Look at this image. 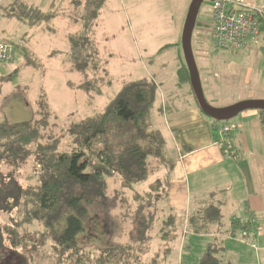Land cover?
<instances>
[{
	"label": "rangeland",
	"instance_id": "374dc122",
	"mask_svg": "<svg viewBox=\"0 0 264 264\" xmlns=\"http://www.w3.org/2000/svg\"><path fill=\"white\" fill-rule=\"evenodd\" d=\"M89 1L1 2L0 41L13 45L16 56L11 63H0V122H17L42 115L48 122L47 133L57 135L60 129L104 111L129 82L150 79L158 88L152 125L162 132L167 143V157L174 161L180 149L175 146L176 131L171 118L177 112L188 111L190 105L199 109L190 80L179 85L180 79L176 75L177 68L186 64L181 36L192 0H94L102 2L89 33L96 66L89 65L85 73H81L70 58L66 34L81 30L84 5ZM36 4L41 10L36 14L40 20L30 27L31 14H25L24 6ZM210 7L211 0L202 1L197 22L200 18H209ZM199 36L209 37L194 26L191 48L207 104L222 110L240 102L233 101L246 95L249 98L245 100L264 101V37H259L258 44L237 51L217 48L202 38L199 42L206 53L201 58L196 47ZM24 44L31 56L19 48ZM91 78L95 79L98 93L78 88L80 83ZM174 82L178 84L173 85ZM228 102L231 104H226ZM200 113L207 121H212L202 111ZM241 113L221 122H237ZM263 138L261 135L255 140L261 154L264 153ZM5 169L0 165L3 175ZM259 169L262 178L258 191L264 201L263 165ZM115 180L109 181L107 188L110 209L90 207L87 211L84 230L77 237L80 246L104 247L127 242L130 231L135 236L138 227L142 226L145 235L141 238L145 241L130 264H199L207 252L216 258L217 264H264V210L258 215L262 224L257 233L252 231L247 236H237V240L225 238L224 234L190 235L177 223L172 231L165 221L169 212L165 205L164 185L148 203L145 198L141 200L142 192L148 191L153 176L132 189H125L121 195L120 180ZM240 210L237 203H230L223 209L224 219L221 216L220 222L225 223L231 213L241 216ZM142 217L147 226L143 225L144 220L141 222ZM252 223L256 228V221ZM38 230L42 228L38 227ZM165 232L167 235H163ZM209 245L212 249L207 251ZM49 253V245L38 250L31 264H52Z\"/></svg>",
	"mask_w": 264,
	"mask_h": 264
},
{
	"label": "trees",
	"instance_id": "16d2710c",
	"mask_svg": "<svg viewBox=\"0 0 264 264\" xmlns=\"http://www.w3.org/2000/svg\"><path fill=\"white\" fill-rule=\"evenodd\" d=\"M101 4L94 0L87 2L81 30L66 37L70 58L81 73H85L87 67L96 66L89 33ZM24 8L25 14H31L29 23L36 24L40 20L36 14L41 11L28 5ZM210 14L212 18V7ZM261 31L264 33V20L259 33ZM176 75L179 85L189 81L186 64L177 68ZM78 88L99 92L94 78L80 83ZM157 96L158 88L152 80L129 82L104 111L60 129L57 135L47 133L48 122L42 115L23 121L0 122V165L6 168L4 175L0 172V264H31L34 253L47 245L52 264L133 262L145 241L141 238L145 235L142 226L135 236L130 231L127 242L104 247L80 246L77 237L84 230L83 220L90 207L110 209L109 181L120 180L121 195L125 189H132L153 176L141 200L145 198L148 203L164 185L167 206L168 174L173 161L167 157L165 137L151 121ZM256 111L264 136V110ZM210 119L216 138V125L222 122ZM229 138L231 132L224 136L223 142L216 140L224 143L220 147L224 154L234 156L226 143ZM162 169L166 170L165 178L164 171L160 173ZM101 202L103 205L97 206ZM220 217L219 208L210 204L191 214L188 229L206 233L211 224L219 223ZM253 217L233 218L231 235L244 237L256 231L251 222ZM165 221L174 231L175 218L168 214ZM141 222L147 226L144 217ZM163 235H167L166 232ZM199 264H217V260L207 252Z\"/></svg>",
	"mask_w": 264,
	"mask_h": 264
},
{
	"label": "crops",
	"instance_id": "0c3cea01",
	"mask_svg": "<svg viewBox=\"0 0 264 264\" xmlns=\"http://www.w3.org/2000/svg\"><path fill=\"white\" fill-rule=\"evenodd\" d=\"M2 1L0 0V4ZM233 1L237 6H250L264 11V0ZM36 5L29 6L40 10V7ZM211 7L209 18H200L198 22L196 21L197 24L195 22V28L208 35L212 22ZM33 25L30 24V27ZM24 35L26 36L25 33ZM259 37H264L262 31L257 37L249 39L243 48L248 47L250 44H258ZM202 38V36L197 37L199 45L197 44L196 47L198 57L204 58L206 52L202 49V43L199 42ZM203 39H207L206 41L212 43L210 37H204ZM19 48L25 54L27 53V56L30 55L25 44ZM177 84L178 82L173 83V85ZM186 93L189 94L188 91ZM247 98L249 97L246 95L233 102ZM161 101L166 107L163 98H161ZM240 115L237 122L231 123L234 129L231 132V138L226 141L234 156H228L221 151V144L224 143L216 140L219 137L215 138L212 134L211 122L203 118L199 109L194 105H190L188 111L177 112L176 116L171 118L173 128L176 131V134L174 133L175 146L180 149V152L174 159L172 169L168 174L167 209L169 214L175 218L176 223L186 230V234L195 236L224 234L225 238L228 236L229 239L237 240L238 237L231 235V221L233 218L246 219L249 216H255L253 218L257 224L256 230L262 224L258 215L264 210V201L258 188L259 179L262 178L259 176V166L263 165L264 167V153L261 154V150L255 145L256 138L259 139L262 132L256 110L243 111ZM244 190H246V198L243 204ZM230 203L239 205L241 216L231 213L225 223L222 224L219 221L217 224H211L206 233H196L188 229V220L191 214H195L206 206L213 204L219 208L224 219L223 209L225 210Z\"/></svg>",
	"mask_w": 264,
	"mask_h": 264
},
{
	"label": "built area",
	"instance_id": "2783aa9c",
	"mask_svg": "<svg viewBox=\"0 0 264 264\" xmlns=\"http://www.w3.org/2000/svg\"><path fill=\"white\" fill-rule=\"evenodd\" d=\"M212 22L209 37L212 44L221 49L237 51L244 47L247 41L259 34L260 24L264 20L261 9L250 6H237L233 0L212 1ZM16 56L13 45L0 41V63H11ZM219 141L233 131L231 124L216 125ZM254 222V219H251Z\"/></svg>",
	"mask_w": 264,
	"mask_h": 264
},
{
	"label": "water",
	"instance_id": "95a60500",
	"mask_svg": "<svg viewBox=\"0 0 264 264\" xmlns=\"http://www.w3.org/2000/svg\"><path fill=\"white\" fill-rule=\"evenodd\" d=\"M202 1L203 0L191 1L186 14L181 36L182 50L186 67L189 73L190 85L199 108L206 116L219 121L229 120L237 114L246 110H264V101L258 100H243L233 105H230L222 110L212 108L205 101L201 88L198 69L191 48V34L195 26L199 6Z\"/></svg>",
	"mask_w": 264,
	"mask_h": 264
}]
</instances>
